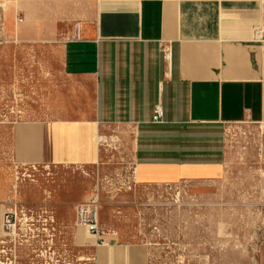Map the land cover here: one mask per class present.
I'll return each mask as SVG.
<instances>
[{"label": "crops", "instance_id": "crops-1", "mask_svg": "<svg viewBox=\"0 0 264 264\" xmlns=\"http://www.w3.org/2000/svg\"><path fill=\"white\" fill-rule=\"evenodd\" d=\"M93 7L50 44L56 69L43 65L42 83L8 125L14 164L94 165L101 130L116 126L130 137L137 186L221 178L228 126L264 122V0H95ZM55 21L44 20L43 29L10 23L9 32L52 41ZM5 164L0 202L11 197ZM105 242L90 244L96 257L98 247L118 245V234L107 231ZM127 254L108 264H144L147 248L129 246Z\"/></svg>", "mask_w": 264, "mask_h": 264}, {"label": "rangeland", "instance_id": "rangeland-1", "mask_svg": "<svg viewBox=\"0 0 264 264\" xmlns=\"http://www.w3.org/2000/svg\"><path fill=\"white\" fill-rule=\"evenodd\" d=\"M94 3L0 0V161L8 167L11 196L0 202V264H108L141 244L147 248L144 264H264V122L228 126L224 173L209 182L137 186L130 137L116 126L101 130L94 165L32 167L12 161L8 125L42 83L43 65L56 69L50 44L93 12ZM18 17L23 19L18 24L34 22L33 29L56 20L55 38L11 36L9 25ZM93 194L100 200V225L118 234V245L98 247L97 257L90 246L94 237L78 224L76 213V205Z\"/></svg>", "mask_w": 264, "mask_h": 264}, {"label": "built area", "instance_id": "built-area-1", "mask_svg": "<svg viewBox=\"0 0 264 264\" xmlns=\"http://www.w3.org/2000/svg\"><path fill=\"white\" fill-rule=\"evenodd\" d=\"M23 19L18 17L17 22H22ZM78 34L75 33L72 35V39H77ZM3 42V35L0 31V44ZM162 52L164 57L166 58L169 54V48L165 47L163 44L161 46ZM162 118V109L161 106H156L154 108L153 120L155 122H159ZM35 167L36 165H29ZM171 186V185H168ZM99 196L98 194H93L91 199L86 202H82L76 205V213H77V221L78 224L85 227L87 232L94 237L95 245L101 246L104 245L105 242V235L107 231H105L100 223H99ZM2 208L0 207V210ZM6 213V212H5ZM95 258H92L94 261Z\"/></svg>", "mask_w": 264, "mask_h": 264}, {"label": "flooded vegetation", "instance_id": "flooded-vegetation-1", "mask_svg": "<svg viewBox=\"0 0 264 264\" xmlns=\"http://www.w3.org/2000/svg\"><path fill=\"white\" fill-rule=\"evenodd\" d=\"M56 249L58 250L57 246H56Z\"/></svg>", "mask_w": 264, "mask_h": 264}, {"label": "bare ground", "instance_id": "bare-ground-1", "mask_svg": "<svg viewBox=\"0 0 264 264\" xmlns=\"http://www.w3.org/2000/svg\"><path fill=\"white\" fill-rule=\"evenodd\" d=\"M101 140L103 139V138H100Z\"/></svg>", "mask_w": 264, "mask_h": 264}]
</instances>
